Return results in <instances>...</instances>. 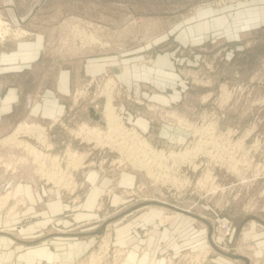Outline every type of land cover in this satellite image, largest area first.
I'll return each mask as SVG.
<instances>
[{"label":"rangeland","instance_id":"1","mask_svg":"<svg viewBox=\"0 0 264 264\" xmlns=\"http://www.w3.org/2000/svg\"><path fill=\"white\" fill-rule=\"evenodd\" d=\"M0 26V64H5L0 93L16 87L26 106L20 113L41 103L45 88L63 104L53 117L36 109L35 116H19L11 127L0 125V199L12 189L1 220L28 207L29 201L19 205L21 195L14 193L28 183L47 203L63 204L45 217L42 236L55 237L59 258L72 257L70 264H123L126 251L114 243L112 223L118 218L103 234L77 233L94 231L146 202L136 209L161 207L164 221L170 220L179 211L151 201L165 202L208 220L220 248L264 264V0H0ZM6 57L15 62L6 65ZM95 66L103 68L89 73ZM60 75L68 76L65 90L57 88ZM112 87L123 125L140 135L136 143L126 132H116L118 137L111 132L128 144L126 152L105 140L104 107ZM22 122L37 125L45 141L37 134L10 139ZM86 128L102 130L100 141L88 140ZM19 141L47 156V171L49 158L58 154L72 173L65 176L71 183L42 173L40 158ZM187 149L192 155L186 161L169 155L146 167L134 162L150 152ZM69 152L84 155L77 168L68 165ZM76 212L94 219H77ZM190 216L209 232L207 223ZM226 224L233 231L224 235ZM217 255L207 239V246L170 262L215 264Z\"/></svg>","mask_w":264,"mask_h":264},{"label":"crops","instance_id":"2","mask_svg":"<svg viewBox=\"0 0 264 264\" xmlns=\"http://www.w3.org/2000/svg\"><path fill=\"white\" fill-rule=\"evenodd\" d=\"M6 60V63H8L6 65H9L10 60L15 62L13 58L6 57ZM0 65L4 66L5 64ZM25 67L26 65L23 64L22 68ZM95 67L97 68L87 69L88 72L93 73L96 69L101 70L103 68ZM6 70L9 71V69ZM0 71L4 70L1 69ZM122 74L125 75L122 70L117 73L121 81H123L122 77H124ZM67 80L68 76L60 75L56 83L57 88L65 90ZM17 90L13 86L0 93L1 126L5 125V123L7 128L10 125L13 126L19 116L20 119L35 116L32 111L35 112L36 109H41L38 115H43L47 118L61 113L63 109V104L59 102V99H51L55 96H52L50 94L51 91L49 90V92L45 88L43 93L45 99L32 108L31 111L24 109L20 113L18 112L19 107L22 105L25 108L26 106L24 101L18 99ZM7 183H9V180ZM32 190L28 183L17 185L14 188V193L25 197L29 201L28 207H24L16 214L6 215L2 220L0 217V264H17L18 261L20 264H70L69 261L72 257H67L69 261H64L65 257H58V248L56 246L59 243L54 241L55 237L49 239H45V236L42 237L45 234L44 230L47 222L45 217H47L48 213L52 214L62 210L63 204L47 203V197L41 195L40 192L35 193ZM9 191L12 192V189ZM93 199L88 206L93 207L95 203ZM30 215H33V220ZM165 216L166 212L161 207H141L119 217L112 223L114 225V243L126 251L123 264H174L170 261L177 258L182 252L207 246V239L210 242L209 232L203 229L199 221L193 222V217L189 214L179 212L167 221H164L163 217ZM76 218L86 221L94 219L93 216L81 212L80 214L76 212ZM3 229L11 232H2L1 230ZM87 235L92 236L90 234ZM30 241L35 242L29 244L28 242ZM219 254L214 257L215 264H242L239 259ZM60 255L61 253H59ZM54 260H57V262Z\"/></svg>","mask_w":264,"mask_h":264},{"label":"bare ground","instance_id":"3","mask_svg":"<svg viewBox=\"0 0 264 264\" xmlns=\"http://www.w3.org/2000/svg\"><path fill=\"white\" fill-rule=\"evenodd\" d=\"M4 22V21H3ZM2 23V22H1ZM1 27V26H0ZM23 34V33H22ZM91 36V35H90ZM108 84L111 86L112 84H114V82H113V79L112 80H109V82H108ZM108 88V87H107ZM108 90V89H107ZM121 92V91H120ZM106 93V92H105ZM115 90H113V87L112 88H110L109 89V91H108V93H107V99H106V104H105V107H104V116H105V118H106V134H105V140L107 139V140H112L113 142H114V144L115 145H117V148H119V149H121L122 151H124V152H126V148H127V146H128V144L124 147V145L125 144H123L122 143V141H118V140H116L115 138H113V134L111 133V132H117L118 134L119 133H121L122 134V132L123 133H127V134H125L126 136H132V138L131 139H133L134 138V140L136 141L137 139H139L140 137V135H138V133H139V131L138 130H135V128H131V127H128V128H126L124 125H123V121H122V119H121V116L116 112V107H115V105H114V103H113V98H114V96H115ZM178 119H180L179 120V122H185V121H183L181 118H178ZM186 123V122H185ZM85 126V125H84ZM83 127V126H82ZM87 130H86V132H85V136H88L87 137V139L88 140H93V139H96L97 141H100V137H101V133H102V130H100V129H98V128H86ZM214 129V128H213ZM83 130H84V128H83ZM215 130V129H214ZM137 131H138V133H137ZM207 131V130H206ZM205 131V132H206ZM210 131V130H209ZM41 132H40V128L37 126V125H32V124H29V123H26V122H22V123H20L19 125H18V127L14 130V132L10 135V136H8L10 139H12L13 140V138L14 137H18V136H20V134H23V135H26V134H28L29 136H32V135H35V134H37L36 135V137H37V139L38 140H40L41 139V137H44V134H40ZM114 133V134H115ZM116 133V135H117V137H118V134ZM120 134V135H121ZM120 135H119V138H120ZM122 136V135H121ZM141 136H143V135H141ZM125 138V137H124ZM128 138V137H127ZM118 139V138H117ZM144 139V138H143ZM123 140H125V139H123ZM127 140V139H126ZM134 140H133V144H136L137 143V141H136V143H134ZM205 140V139H204ZM41 141L43 142V141H45V140H42L41 139ZM141 142H140V144H142V146H144V147H146V146H148V143L144 140H140ZM211 141V140H210ZM20 143H22V144H24V146L26 147V148H30L29 150H33V152H34V154L36 153V155L38 156V158H40V163H41V167L39 168L40 170H41V172L42 173H44V174H48L49 176H50V178H52V179H54V181H58V183H63V182H65V183H68V184H70L71 183V181L69 182V181H67V179L65 178V176H72V173H68V170H70V169H68V168H63L62 166H61V160H59L58 158H57V155H51V157L49 158L50 160H51V165H50V167H48L49 169H51V171H47V169H45V165H44V163L46 162V160L48 159V158H46L47 156L41 151V152H39V150L34 146V145H32V144H30L29 142H24V141H19ZM110 142V141H109ZM204 142V141H203ZM208 142H209V140H208ZM212 142V141H211ZM214 142V141H213ZM110 144H112L111 142H110ZM198 144V143H197ZM202 144H204V143H202ZM206 144V143H205ZM211 144V143H210ZM215 144V143H214ZM138 145H139V143H138ZM137 144L135 145V146H138ZM34 146V147H33ZM112 146V145H111ZM140 146V145H139ZM201 145H199V147H200ZM210 146V145H209ZM116 147V146H115ZM132 147H133V145H132ZM195 147V146H194ZM198 146H197V148H199ZM204 148L205 146H201L200 148ZM133 148H135V147H133ZM132 148V149H133ZM137 148V147H136ZM197 148H195L196 150H197ZM206 148V147H205ZM205 148H204V150H205ZM119 149H117V150H119ZM139 147H138V149L137 150H135V152L136 151H138L139 152ZM144 149V148H143ZM194 149V148H193ZM215 149V148H214ZM120 150V152H122ZM128 150H129V148H128ZM128 150H127V152H128ZM199 150V149H198ZM202 150V149H201ZM212 150V149H211ZM130 152H128V153H131V150H129ZM145 151V150H144ZM149 151V150H148ZM200 151V150H199ZM198 151V152H199ZM134 152V151H133ZM192 152V151H191ZM203 152V151H202ZM205 152V151H204ZM211 152V151H210ZM214 152V151H213ZM216 152V151H215ZM41 153V154H40ZM137 153V152H136ZM146 153V152H145ZM149 153V152H148ZM207 153V152H206ZM209 153V152H208ZM207 153V154H208ZM69 155H68V159H69V161H68V165H72V167H74V168H77L78 167V165H79V163L81 162V160H82V158H83V154H80V153H78V152H69L68 153ZM133 154V153H132ZM138 154H140V153H138ZM192 155V153H190V151H188V149L187 150H185V151H180V152H173V151H170V152H166L165 153V151H159L158 153H156V154H151V152H150V155L148 154L146 157H144L145 159H144V161H142L141 159L139 160L138 158H136L135 156H132L133 158L135 157V159H134V162L135 163H138V162H140L139 164H141V165H144L145 167H146V165H148V161L149 160H151V163L154 165V164H160V161L159 160H162V159H164V158H167L169 155H171L172 157L173 156H178L179 158H181V159H185V161H186V157L188 156V155ZM210 154V153H209ZM213 154V153H212ZM195 155V154H194ZM200 155V154H199ZM215 155V154H214ZM221 155V154H220ZM40 156V157H39ZM143 156V155H142ZM141 156V157H142ZM153 156V157H152ZM196 156V155H195ZM216 156V155H215ZM128 157H129V155H128ZM132 157H131V159H132ZM139 157V156H138ZM189 157H192V156H189ZM188 157V158H189ZM218 157V156H217ZM221 157V156H220ZM219 157V158H220ZM42 158H45V160L44 161H42ZM178 159V158H177ZM176 159V160H177ZM181 159H180V161H181ZM220 159H222V158H220ZM146 160V161H145ZM168 160V159H167ZM174 160V159H173ZM175 160V161H176ZM142 161V162H141ZM180 161H179V163H180ZM184 161V160H183ZM182 161V162H183ZM44 162V163H43ZM174 162V161H173ZM176 162H178V161H176ZM162 163V162H161ZM164 163V162H163ZM166 164V163H165ZM165 164H163L165 167H166V165ZM42 166H44V167H42ZM136 166H137V164H136ZM159 166V165H158ZM163 166V167H164ZM174 166H175V164H174ZM179 166V165H178ZM142 167V166H141ZM150 167H151V164H150ZM149 167V168H150ZM170 167V166H169ZM168 167V168H169ZM171 167H172V165H171ZM162 168V167H161ZM172 169V168H171ZM174 169H175V167H174ZM61 171H64V173L62 174L61 173ZM73 171V170H72ZM164 171V170H163ZM173 172H174V170H172ZM66 172L68 173L67 175H66ZM170 172V171H169ZM165 173V172H164ZM163 173V175H165ZM60 174L62 175L61 177H59L60 176ZM173 174V173H172ZM167 175V174H166ZM161 176V175H160ZM168 176V175H167ZM169 176H170V174H169ZM173 176V175H172ZM166 177V176H165ZM175 178H176V175L174 176ZM207 178H209V176H206ZM47 179H48V177H46ZM168 178H171V176L170 177H168ZM167 178V179H168ZM174 178V179H175ZM203 179H205L204 177H203ZM212 179V178H211ZM50 180V179H49ZM170 180V179H169ZM202 180V179H201ZM209 180V179H208ZM174 181H176V180H174ZM199 182H200V180H199ZM206 182V181H205ZM205 182L203 181L202 183H204L205 184ZM67 185V184H66ZM68 186V185H67ZM75 190V189H74ZM11 195H12V192L11 191H9V192H7V193H5V195H3L2 197H1V199H0V209L2 208V207H4L7 203H8V201H9V199H10V197H11ZM26 198L25 197H23V196H21L20 197V200L18 201L19 202V205L20 204H25L26 202ZM17 203H15V206H11L10 207V209L8 210V212L10 213L13 209H15V207L18 205H16ZM106 230V229H105ZM103 234V233H102ZM242 247V246H241ZM246 254V253H245Z\"/></svg>","mask_w":264,"mask_h":264},{"label":"water","instance_id":"4","mask_svg":"<svg viewBox=\"0 0 264 264\" xmlns=\"http://www.w3.org/2000/svg\"><path fill=\"white\" fill-rule=\"evenodd\" d=\"M151 202L158 203V204L164 205V206H166V207H169V208L175 209V210H177V211H179V212L188 213L189 215H192V216H195V217H197V218L202 219V220H203L205 223H207L208 226H209V238H210V244L212 245V247H213L216 251H218L219 253L224 254V255H226V256H229V257H231V258H235V259L242 260V261H244L245 264H251L250 258H249L248 256L243 255V254L234 253V252H231V251H226V250L220 248L216 243H214V241L212 240L213 226H212V224H211L208 220L204 219V218L201 217L200 215H198V214H194V213L190 212L189 210H186V209H184V208H178V207H176V206H173V205L168 204V203H165V202H159V201H158V202H156V201H151ZM145 204H150V203H149V202H146V203H140V204H137V205H135V206L129 207L128 209L122 211L121 213H118L117 215L112 216V217L106 219V220H105V221H104V222H103V223H102L97 229H95L94 231H90V232H80V233H77V234H80V235H87V234H92V235H94V234H102V233L104 232V230L106 229V225H107L109 222H111V221H113L114 219L119 218L120 216H123V215H125V214H127V213H129V212H131V211H133V210H135L137 207L143 206V205H145ZM37 241H38V240H37ZM33 242H35V241H30V242H28V243L30 244V243H33Z\"/></svg>","mask_w":264,"mask_h":264},{"label":"built area","instance_id":"5","mask_svg":"<svg viewBox=\"0 0 264 264\" xmlns=\"http://www.w3.org/2000/svg\"><path fill=\"white\" fill-rule=\"evenodd\" d=\"M72 178V180H75V178L74 177H71ZM75 184H76V182H74ZM73 183V184H74ZM226 226H227V230L224 232V235H226V234H228V233H230V232H232L233 230H231L230 228H228V225L226 224Z\"/></svg>","mask_w":264,"mask_h":264}]
</instances>
